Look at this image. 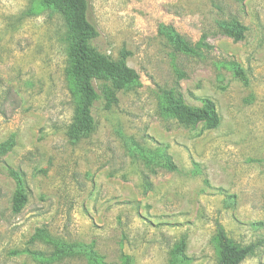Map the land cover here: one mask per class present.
<instances>
[{"label": "rangeland", "instance_id": "rangeland-1", "mask_svg": "<svg viewBox=\"0 0 264 264\" xmlns=\"http://www.w3.org/2000/svg\"><path fill=\"white\" fill-rule=\"evenodd\" d=\"M42 1L0 0V264H177L181 244L187 264H218L220 227L236 244L263 242L243 264H264V0H89L94 45L141 85L111 110L99 99L80 141L67 29ZM232 20L240 41L221 28ZM181 39L201 55L177 51ZM165 88L194 108L212 100L220 126L162 119ZM156 149L176 171L146 165ZM12 171L26 186L20 213Z\"/></svg>", "mask_w": 264, "mask_h": 264}, {"label": "trees", "instance_id": "trees-1", "mask_svg": "<svg viewBox=\"0 0 264 264\" xmlns=\"http://www.w3.org/2000/svg\"><path fill=\"white\" fill-rule=\"evenodd\" d=\"M42 4L44 8L57 12L67 29L69 48L66 77L70 92L77 103L69 136L73 141H80L91 136L96 129L94 117L96 102L102 98L105 109L111 110L119 102L118 93L140 86L141 78L136 70L128 66L124 57L115 61L96 48L94 42L99 39L100 33L89 17V0H43ZM221 28L235 41L242 40L246 31L245 26L235 20L223 23ZM176 49L188 56L201 55L196 48L189 46L182 39L178 40ZM233 70L236 79L248 83L243 69L234 67ZM97 83L100 85L101 95L96 88ZM159 98V115L162 119L176 120L184 127L203 124L206 129L213 130L220 126L221 118L215 103L210 99H204L202 107L194 108L189 106L183 95L174 88L161 89ZM7 150L4 149V153ZM146 156L149 160L146 165L148 163L169 171L177 170L165 150H152L146 153ZM11 174L17 184L12 209L15 213H20L27 201L25 181L21 173L12 171ZM47 241L57 246L59 254L55 255V258L68 255L67 247L63 248L53 240ZM216 242L219 252L218 264H243L247 258L255 255L258 247L263 243L248 246L236 244L228 238L222 227L218 229ZM174 256L177 264H187L184 244L175 248ZM90 261L91 264H104L96 256H90ZM124 264H131V258L126 257Z\"/></svg>", "mask_w": 264, "mask_h": 264}]
</instances>
